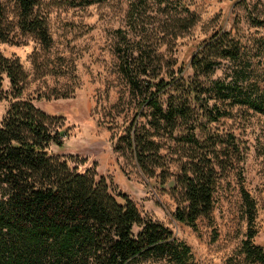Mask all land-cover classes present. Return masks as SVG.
Wrapping results in <instances>:
<instances>
[{"label": "trees", "instance_id": "trees-1", "mask_svg": "<svg viewBox=\"0 0 264 264\" xmlns=\"http://www.w3.org/2000/svg\"><path fill=\"white\" fill-rule=\"evenodd\" d=\"M9 1L11 17L0 0V43L16 42V28L48 49L52 39L40 0ZM127 1L125 28L117 29L113 48L116 72L136 111L122 121L121 137L147 177L160 183L172 178L176 206L171 215L196 232L200 218L212 220L218 179L235 169L246 220L241 251L245 260L264 264V248L253 241L256 202L243 186L245 145L231 131L211 129V123L230 117L234 106L264 114V78L260 83L250 75L254 62L244 64L241 38L221 27L197 44L188 62L191 74L183 73L184 65L164 58L159 46L168 34L177 38L197 22L189 1ZM155 15V26L145 28ZM251 23L264 25V15ZM255 39L247 41L254 45ZM223 59L233 65L223 76L215 75ZM3 77L11 99L0 119V264H137L147 259L196 264L191 247L163 223L144 219L127 193L114 191L94 168L79 169L80 161L71 154L52 151L63 143L62 116L22 98L26 73L17 58L0 54V85ZM72 92L53 87L43 95L50 99Z\"/></svg>", "mask_w": 264, "mask_h": 264}, {"label": "rangeland", "instance_id": "rangeland-1", "mask_svg": "<svg viewBox=\"0 0 264 264\" xmlns=\"http://www.w3.org/2000/svg\"><path fill=\"white\" fill-rule=\"evenodd\" d=\"M2 1L11 17L12 2ZM188 1L198 20L177 38L168 34V41L159 46L163 57L176 60L175 66L184 65L183 73L190 75L188 62L197 44L220 27L231 29V33L243 42L244 64L254 62L250 75L261 83L264 78V25H253L251 18L264 15V0ZM40 2L51 35V46L43 50L30 35L22 34L15 28L16 42L0 43V54L17 58L23 67L26 80L22 98L30 99L48 113L62 116L58 123L64 131L63 143L60 147L52 146V151L71 154L80 161L79 169L92 167L106 177V182L114 191L127 193L144 219L163 223L173 235L191 247L196 264H261L245 260L241 251L246 220L235 169L218 179L212 220L208 222L200 218L199 231L196 232L176 222L171 215L176 206L170 190L172 178L160 183L153 177H147L136 165L121 137L122 121L136 111L126 92L125 80L116 72L117 58L113 48L117 29L125 28L128 1L108 0L73 7L60 3V0ZM157 18V15L149 18L143 26L151 30ZM251 38H256L254 45L247 41ZM230 65L233 63L220 60L214 74L223 76L230 70ZM54 69L58 72L52 71ZM53 87H69L73 92L67 97L52 95L50 99H45L43 94ZM8 92V79L3 77L0 119L11 99L9 95L5 96ZM231 110L230 117H221L211 123V129L231 131L245 145L243 186L256 202L257 232L253 241L264 248V114L247 106H234ZM111 120H114L113 123H110ZM143 121L142 115L137 114V126L140 127L139 123ZM170 168L174 170L173 166ZM139 228L135 224L132 231L136 233ZM137 264L170 263L163 259H147Z\"/></svg>", "mask_w": 264, "mask_h": 264}]
</instances>
